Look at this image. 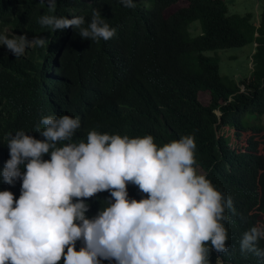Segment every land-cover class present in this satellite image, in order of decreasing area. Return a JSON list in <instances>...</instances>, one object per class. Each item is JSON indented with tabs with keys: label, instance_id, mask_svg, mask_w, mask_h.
I'll use <instances>...</instances> for the list:
<instances>
[{
	"label": "trees",
	"instance_id": "trees-1",
	"mask_svg": "<svg viewBox=\"0 0 264 264\" xmlns=\"http://www.w3.org/2000/svg\"><path fill=\"white\" fill-rule=\"evenodd\" d=\"M177 1L134 0L135 8H125L119 0H57L51 14L84 16L86 25L93 11H100L116 34L96 42L72 28L52 32L41 26L38 18L49 12L40 0H0V31L48 41L20 58L0 46V159L3 138L23 130L41 139L35 130L43 128L41 118L64 111L80 115L82 131L102 130L100 119L112 117L116 134L151 135L157 146L192 135L206 178L233 200L235 214L226 212L229 221L222 222L231 248L229 240L241 239L246 223L253 226L257 219L249 210L264 212V147L261 153L253 139L263 131L264 141V0L255 14L230 13L225 0H186L166 16L165 9ZM246 44L254 46L251 67L239 81L220 73L217 54H207ZM79 81L97 87L93 109ZM148 89L155 93L153 103H147ZM200 92L208 93L207 104L199 100ZM225 125L237 137L248 129L254 134L236 150L229 137L218 134ZM127 192L129 199L146 198L133 184ZM235 223L237 229L228 232ZM209 248L213 264L216 251ZM255 264H264V258Z\"/></svg>",
	"mask_w": 264,
	"mask_h": 264
},
{
	"label": "clouds",
	"instance_id": "clouds-1",
	"mask_svg": "<svg viewBox=\"0 0 264 264\" xmlns=\"http://www.w3.org/2000/svg\"><path fill=\"white\" fill-rule=\"evenodd\" d=\"M40 3L47 4L49 14L38 23L52 32L72 28L82 39L96 42L116 34L98 10L86 25L84 16L51 14L57 0ZM119 3L136 7L134 0ZM7 32L0 31V46L15 58L48 43L41 36L28 39ZM79 83L93 109L97 87ZM239 88L243 91L244 85ZM146 94L147 103H153L154 91ZM80 118L68 111L43 116V128L35 129L43 138L23 130L3 138L0 264H209V244L216 251L213 264H255L264 258V212L251 209L257 219L253 226L246 223L241 239L229 240L231 248L239 249L230 254L222 222L229 221L226 212L235 214L233 200L206 178L192 135L157 146L151 135L116 134L112 117L100 119L102 130L88 131L79 129ZM218 134L229 137L238 150L254 133L248 129L237 137L225 125ZM261 135L253 139L263 153ZM128 184L146 198L129 199Z\"/></svg>",
	"mask_w": 264,
	"mask_h": 264
},
{
	"label": "rangeland",
	"instance_id": "rangeland-1",
	"mask_svg": "<svg viewBox=\"0 0 264 264\" xmlns=\"http://www.w3.org/2000/svg\"><path fill=\"white\" fill-rule=\"evenodd\" d=\"M225 2L230 13L242 14L252 12L255 14L259 10V0H225ZM187 4L188 2L186 0H179L165 9L164 13L168 15ZM197 24L199 26V23ZM253 49L254 46L252 44H246L242 47H232L226 50L208 51L207 54H217L220 58V73L232 76L239 81L243 75H248L250 72L251 64L249 54L253 52ZM198 98L203 104H207L209 101V95L206 92H200ZM251 119L257 121L253 115H251ZM260 121L264 125V114L261 116Z\"/></svg>",
	"mask_w": 264,
	"mask_h": 264
}]
</instances>
